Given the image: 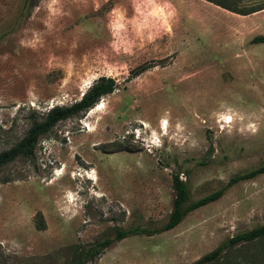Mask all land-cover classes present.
Here are the masks:
<instances>
[{"label": "rangeland", "instance_id": "374dc122", "mask_svg": "<svg viewBox=\"0 0 264 264\" xmlns=\"http://www.w3.org/2000/svg\"><path fill=\"white\" fill-rule=\"evenodd\" d=\"M23 1L0 0V151L98 76L117 87L0 167V264H70L75 243L164 222L174 172L195 199L264 163V0ZM262 223L264 172L85 264H190ZM205 264H264V237Z\"/></svg>", "mask_w": 264, "mask_h": 264}, {"label": "trees", "instance_id": "16d2710c", "mask_svg": "<svg viewBox=\"0 0 264 264\" xmlns=\"http://www.w3.org/2000/svg\"><path fill=\"white\" fill-rule=\"evenodd\" d=\"M216 3L222 5L219 2ZM28 6H30V0H24L23 7L25 8ZM227 8L230 9L229 7ZM261 8L264 7L254 8L251 11ZM250 41L264 42V32L255 34ZM152 65L153 64L151 62L138 64L131 69L127 78H132L138 75L140 72L148 69ZM116 87L117 81L113 76L100 75L93 80V82L82 92L78 99L69 104L52 105L45 112V114L41 116V118L34 116L30 126L25 131L21 139L12 146L0 151V167L14 160L18 156H29L34 151L39 135L48 132L58 121L85 111L94 105L103 95L112 92ZM262 172H264V163L244 172L231 175L223 186L195 199L190 197L187 182L180 177L179 173L174 172L172 174V208L164 222L152 227L141 225H135L127 228L118 227L116 228L113 237L97 239L86 245L75 243L71 245L72 253L68 258V262L70 264H85L87 261L92 260L96 255H98L102 249L111 245L113 241L119 240L130 234H154L173 228L189 211L217 199L231 184L242 179L254 177ZM260 237H264V223L236 232L221 241L211 250L194 259L190 264H205L207 262H211L217 259L220 254L229 247L241 242L252 241Z\"/></svg>", "mask_w": 264, "mask_h": 264}, {"label": "bare ground", "instance_id": "6f19581e", "mask_svg": "<svg viewBox=\"0 0 264 264\" xmlns=\"http://www.w3.org/2000/svg\"><path fill=\"white\" fill-rule=\"evenodd\" d=\"M99 106H101V105H99ZM226 118H227V121H230L231 120V116L229 115V116H226ZM166 124H167V122H163V127L165 128L166 127Z\"/></svg>", "mask_w": 264, "mask_h": 264}, {"label": "crops", "instance_id": "0c3cea01", "mask_svg": "<svg viewBox=\"0 0 264 264\" xmlns=\"http://www.w3.org/2000/svg\"><path fill=\"white\" fill-rule=\"evenodd\" d=\"M261 9H264V8H261Z\"/></svg>", "mask_w": 264, "mask_h": 264}]
</instances>
